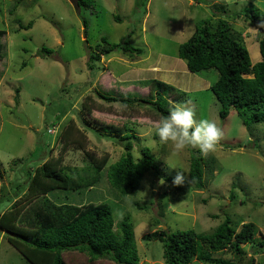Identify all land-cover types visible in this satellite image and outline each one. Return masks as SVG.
Wrapping results in <instances>:
<instances>
[{"label":"rangeland","instance_id":"obj_1","mask_svg":"<svg viewBox=\"0 0 264 264\" xmlns=\"http://www.w3.org/2000/svg\"><path fill=\"white\" fill-rule=\"evenodd\" d=\"M249 5L263 13L264 30V0H92L90 8L78 7L76 0H0L4 53L0 59V185L5 195L0 212L13 200H21L26 172L43 162L61 157L63 167L86 169L91 156L108 155L94 186L79 191L56 189L48 198L58 204L108 202L115 224L127 216L139 256L137 264H164L160 237L165 233L186 229L210 233L227 217L238 229L242 223H252V239L242 244L240 253L218 255L241 264H264V121L246 126L234 110L220 118L219 103L210 89L217 70L190 72L178 56L179 44L202 21L214 25L222 18L243 41L254 65L261 59L256 39L259 27L234 14ZM102 38L109 43L127 40L143 53L115 49L102 55L90 70L88 54L103 45ZM43 46L51 52L42 54ZM152 79L184 93L180 100L175 93L163 95L169 109L186 104L194 109L197 120H213L222 129L215 149L207 154L217 162L212 171L205 170L202 189H194L188 178L191 147L174 154L171 143L153 137L162 116L152 103ZM97 91L138 100H105ZM15 111L26 117L27 125ZM70 122V134L76 140L72 142L62 138ZM109 125H126L124 132L135 135L134 158L140 156L141 147H148L162 161L168 176L174 179L183 171L187 180L176 185L146 174L138 189L121 196L110 186L107 168L124 152L123 142L117 134L105 131ZM37 204V200L28 201L24 214ZM62 255L69 264H90L85 254L76 251ZM98 260L93 264H114ZM0 264H31L1 230ZM187 264L210 263L192 259Z\"/></svg>","mask_w":264,"mask_h":264},{"label":"trees","instance_id":"obj_2","mask_svg":"<svg viewBox=\"0 0 264 264\" xmlns=\"http://www.w3.org/2000/svg\"><path fill=\"white\" fill-rule=\"evenodd\" d=\"M145 1L143 0V3ZM76 4L78 7L90 8L92 0H76ZM234 14L244 16L259 27L256 39L261 59L258 62L251 64L243 41L234 35L229 23L222 18H218L214 25L202 21L195 32L179 44L178 56L185 61L190 72L210 68L217 70L218 77L210 89L219 103L220 118H226L234 110L247 126L264 121V30L261 27L263 13L257 7L249 5ZM84 24L86 25L85 21ZM20 26L23 28L21 23ZM26 26L31 27L32 21H28ZM102 42L103 45H98L88 54L90 70L94 68L93 63L100 61L102 55L115 49L129 54L143 53L141 48L134 47L127 40L123 43H109L102 38ZM1 48L0 43V59L4 54ZM40 52L48 54L51 49L43 46ZM144 83L147 84L148 81ZM149 84L155 94L152 103L163 118L170 111L163 95L175 93L178 96L176 100H180L184 93H179L173 85L158 79L150 80ZM97 94L105 100L130 103L138 100L129 96H104L98 91ZM72 128V122L64 128L63 140L76 141L70 134ZM126 129V125H109L105 130L109 134H117L124 149L120 157L107 168L110 186L121 196H125L138 189L142 177L146 174L173 182V178L161 167L162 161L154 157L148 147H141L140 156L133 157L132 138L136 137L132 132L125 133ZM153 137L160 141L155 132ZM190 152L188 178L194 189H202L206 185L205 170L212 171L217 161L211 155L204 157L198 149L191 148ZM60 158L47 160L32 172L28 170L26 180L22 182L25 184L22 201L13 200L7 210L0 212V230L7 241L31 264H69L63 259L64 251L85 254V260L90 264L102 258L114 264H137L139 256L132 225L127 216L115 224L112 207L108 202L58 204L47 196L56 189L79 191L94 186L101 177L108 155L99 159L91 156V162L86 169L63 167ZM20 184L16 185V189L20 188ZM4 196L3 185H0V201ZM30 200H37L38 204L24 214L23 209ZM252 234V223H242L238 229L228 217L210 233H198L193 229L165 233V237H160L164 243V264H187L192 259L210 264H241L218 253H240L242 244L250 242Z\"/></svg>","mask_w":264,"mask_h":264},{"label":"clouds","instance_id":"obj_3","mask_svg":"<svg viewBox=\"0 0 264 264\" xmlns=\"http://www.w3.org/2000/svg\"><path fill=\"white\" fill-rule=\"evenodd\" d=\"M155 134L163 143H171L174 154L188 147L198 149L201 155L213 151L223 135L222 129L210 119L197 120L196 112L186 104H176L168 115L158 122ZM187 180L185 172L178 171L173 183L181 185Z\"/></svg>","mask_w":264,"mask_h":264},{"label":"water","instance_id":"obj_4","mask_svg":"<svg viewBox=\"0 0 264 264\" xmlns=\"http://www.w3.org/2000/svg\"><path fill=\"white\" fill-rule=\"evenodd\" d=\"M260 30L263 31L262 29H260ZM15 115L20 118V120L22 121L23 124H25V125L28 124L26 117L22 113L15 111Z\"/></svg>","mask_w":264,"mask_h":264}]
</instances>
